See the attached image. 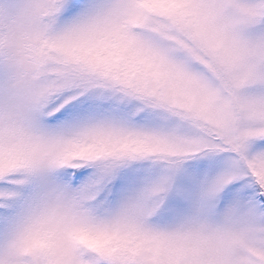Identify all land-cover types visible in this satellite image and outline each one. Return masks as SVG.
Returning <instances> with one entry per match:
<instances>
[{"label":"snow or ice","instance_id":"1","mask_svg":"<svg viewBox=\"0 0 264 264\" xmlns=\"http://www.w3.org/2000/svg\"><path fill=\"white\" fill-rule=\"evenodd\" d=\"M0 264H264V0H0Z\"/></svg>","mask_w":264,"mask_h":264}]
</instances>
